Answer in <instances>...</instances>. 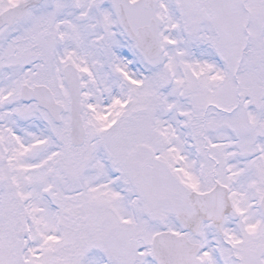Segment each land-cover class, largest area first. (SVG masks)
I'll list each match as a JSON object with an SVG mask.
<instances>
[{"label": "snow or ice", "instance_id": "obj_1", "mask_svg": "<svg viewBox=\"0 0 264 264\" xmlns=\"http://www.w3.org/2000/svg\"><path fill=\"white\" fill-rule=\"evenodd\" d=\"M0 264H264V0H0Z\"/></svg>", "mask_w": 264, "mask_h": 264}]
</instances>
